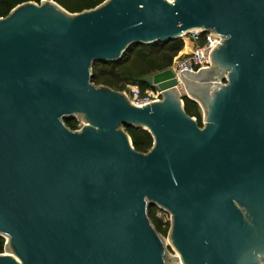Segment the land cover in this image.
<instances>
[{
  "label": "water",
  "instance_id": "95a60500",
  "mask_svg": "<svg viewBox=\"0 0 264 264\" xmlns=\"http://www.w3.org/2000/svg\"><path fill=\"white\" fill-rule=\"evenodd\" d=\"M192 30L221 43L183 74L168 67L137 106L91 82L94 61ZM82 113L68 128L63 118ZM124 124L149 131L136 151ZM169 211L168 237L147 215ZM0 264H259L264 258V0H104L69 12L26 1L0 17Z\"/></svg>",
  "mask_w": 264,
  "mask_h": 264
},
{
  "label": "trees",
  "instance_id": "16d2710c",
  "mask_svg": "<svg viewBox=\"0 0 264 264\" xmlns=\"http://www.w3.org/2000/svg\"><path fill=\"white\" fill-rule=\"evenodd\" d=\"M26 1L39 2L40 0H0V17L8 14L11 8ZM69 12H80L91 9L104 0H54ZM202 35V34H201ZM203 37V35L201 36ZM202 41V38L199 39ZM183 47L181 37L168 41H157L151 44L136 43L116 61H94L91 65L90 80L95 85H105L115 90L128 88V84L137 85L141 91L151 84L143 82L140 77L168 68L173 58ZM183 108L187 115L194 117L199 126L202 125L201 108L198 103L185 94L182 95ZM64 124L70 129H77L78 122L73 117L63 118ZM124 131L129 135L133 148L141 153L147 152L152 145V135L142 127L124 124ZM155 204L147 208V215L156 231L166 235L168 223H163L155 216ZM4 239L0 235V253Z\"/></svg>",
  "mask_w": 264,
  "mask_h": 264
},
{
  "label": "built area",
  "instance_id": "2783aa9c",
  "mask_svg": "<svg viewBox=\"0 0 264 264\" xmlns=\"http://www.w3.org/2000/svg\"><path fill=\"white\" fill-rule=\"evenodd\" d=\"M190 40L193 46L189 50H184L173 58L169 68L177 79V89H183L180 77L183 74L196 73L211 65V52L222 41V36L216 35L214 32L198 30L191 32ZM203 37H201L202 35ZM202 38L200 42L199 39ZM130 102L137 106H143L153 101L159 100L162 96V89L155 86L148 87L143 91L135 84L128 85ZM78 129V128H77ZM155 216L161 219L163 223L171 222V214L168 210L155 205ZM259 264H264V258Z\"/></svg>",
  "mask_w": 264,
  "mask_h": 264
},
{
  "label": "rangeland",
  "instance_id": "374dc122",
  "mask_svg": "<svg viewBox=\"0 0 264 264\" xmlns=\"http://www.w3.org/2000/svg\"><path fill=\"white\" fill-rule=\"evenodd\" d=\"M191 32L190 33H186V34H184V35H182V40L184 41V40H192V38H191ZM128 85H130V84H128ZM128 85H127V87H128ZM115 90V89H114ZM117 91H121V92H125V98L127 99V100H130L129 98H130V95H129V90H128V88H125V89H123V90H117ZM179 92H180V94L181 95H183L184 93H185V91H184V89H180L179 90ZM73 118L74 119H76V121L78 122V125H77V128H80L85 122H86V119H85V116L82 114V113H75L74 114V116H73ZM120 130H122L123 129V127L122 126H119L118 127ZM153 225V224H152ZM154 227V226H153ZM156 230V229H155ZM158 232V231H157ZM1 236L3 237V239H4V245H3V248H2V252L1 253H9V254H11L12 256H14L15 258H17V256L13 253V252H11V251H7V250H5V241H7V236H6V234H1ZM164 236V238L166 239V246H167V248H168V250L170 251V253L171 254H176V255H180L179 253H178V251L175 249V247L171 244V242H170V239H169V237H168V234H166V235H163Z\"/></svg>",
  "mask_w": 264,
  "mask_h": 264
},
{
  "label": "crops",
  "instance_id": "0c3cea01",
  "mask_svg": "<svg viewBox=\"0 0 264 264\" xmlns=\"http://www.w3.org/2000/svg\"><path fill=\"white\" fill-rule=\"evenodd\" d=\"M193 46V43L189 40H184L183 41V47L180 50V53L183 52L184 50H189Z\"/></svg>",
  "mask_w": 264,
  "mask_h": 264
},
{
  "label": "bare ground",
  "instance_id": "6f19581e",
  "mask_svg": "<svg viewBox=\"0 0 264 264\" xmlns=\"http://www.w3.org/2000/svg\"><path fill=\"white\" fill-rule=\"evenodd\" d=\"M195 31H198V30H192L191 32H195Z\"/></svg>",
  "mask_w": 264,
  "mask_h": 264
}]
</instances>
